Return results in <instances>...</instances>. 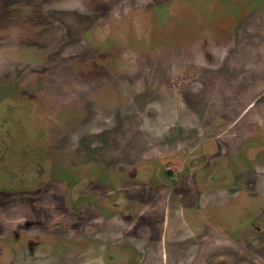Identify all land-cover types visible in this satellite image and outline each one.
<instances>
[{"label": "rangeland", "instance_id": "rangeland-1", "mask_svg": "<svg viewBox=\"0 0 264 264\" xmlns=\"http://www.w3.org/2000/svg\"><path fill=\"white\" fill-rule=\"evenodd\" d=\"M0 264H264V0H0Z\"/></svg>", "mask_w": 264, "mask_h": 264}, {"label": "flooded vegetation", "instance_id": "flooded-vegetation-1", "mask_svg": "<svg viewBox=\"0 0 264 264\" xmlns=\"http://www.w3.org/2000/svg\"><path fill=\"white\" fill-rule=\"evenodd\" d=\"M256 203H257V201L254 204H256ZM189 217L194 218V215L190 214Z\"/></svg>", "mask_w": 264, "mask_h": 264}]
</instances>
